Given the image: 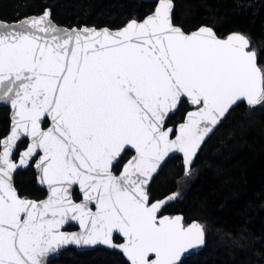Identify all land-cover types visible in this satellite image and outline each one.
<instances>
[{
  "label": "water",
  "instance_id": "water-1",
  "mask_svg": "<svg viewBox=\"0 0 264 264\" xmlns=\"http://www.w3.org/2000/svg\"><path fill=\"white\" fill-rule=\"evenodd\" d=\"M155 1L117 29L58 24L49 8L0 20V107L10 109L0 139V264H48L68 248L181 264L204 247L198 221L161 214L177 194L149 202V186L170 158L189 169L230 109L257 105L262 75L242 33L186 32L172 21V0ZM182 101L183 121L167 125ZM126 149L133 155L115 174ZM39 152L33 167L46 195L37 201L19 195L14 178Z\"/></svg>",
  "mask_w": 264,
  "mask_h": 264
},
{
  "label": "trees",
  "instance_id": "trees-1",
  "mask_svg": "<svg viewBox=\"0 0 264 264\" xmlns=\"http://www.w3.org/2000/svg\"><path fill=\"white\" fill-rule=\"evenodd\" d=\"M172 2V21L186 32L206 25L220 37L242 33L264 77V0ZM155 4V0H0V20L18 21L49 8L58 24L117 29L130 20H141ZM260 102L255 106L242 102L230 109L189 169L181 157L170 158L149 186V202L177 194L161 214H181L184 225L195 220L204 229V247L181 264H264V109ZM188 110L182 101L167 125L176 126ZM9 112L8 107H0V139L9 129ZM26 145L23 140L17 151ZM14 186L25 198L45 196L31 165L16 174ZM73 198L79 199L76 190ZM48 264L128 263L120 253L104 248H68Z\"/></svg>",
  "mask_w": 264,
  "mask_h": 264
},
{
  "label": "flooded vegetation",
  "instance_id": "flooded-vegetation-1",
  "mask_svg": "<svg viewBox=\"0 0 264 264\" xmlns=\"http://www.w3.org/2000/svg\"><path fill=\"white\" fill-rule=\"evenodd\" d=\"M190 109V108H189ZM45 121H48V124L47 125H44V123H45ZM49 125V120L47 119V118H45V120H44V122H43V125H42V127L43 128H45V127H47ZM17 155H18V151L16 152V154L14 155V157L15 158H17ZM40 155V152L36 155V157L33 159V161L31 162V166L33 167V164H34V162H35V160L37 159V157ZM133 155V152L130 150V149H126L124 152H123V154L121 155V157L119 158V160L113 165V167H112V171L115 173V174H118L120 171H121V168H122V166H123V164L131 157ZM34 168V167H33ZM35 170V169H34ZM37 171H36V177H37ZM37 182V181H36ZM42 189V188H41ZM44 190V189H43ZM77 191L78 192V194H79V199H80V197H81V195H80V193H79V191H78V189L77 188H74V190L72 191V197H73V193H74V191ZM45 191V190H44ZM45 195H46V191H45ZM74 199V198H73ZM79 199H74V200H76V201H78ZM41 200V199H40ZM37 201H39V200H37ZM92 208H94V207H92ZM74 227V226H73ZM74 229V228H73ZM118 239H119V237H118ZM114 241H116L115 240V237H114ZM121 240L119 239L118 241H116V242H120Z\"/></svg>",
  "mask_w": 264,
  "mask_h": 264
},
{
  "label": "rangeland",
  "instance_id": "rangeland-1",
  "mask_svg": "<svg viewBox=\"0 0 264 264\" xmlns=\"http://www.w3.org/2000/svg\"><path fill=\"white\" fill-rule=\"evenodd\" d=\"M262 90L264 91V77L262 76ZM260 107L264 109V97L260 102Z\"/></svg>",
  "mask_w": 264,
  "mask_h": 264
}]
</instances>
